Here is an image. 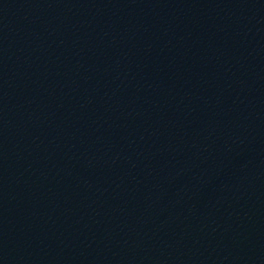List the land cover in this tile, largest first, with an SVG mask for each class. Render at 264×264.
Masks as SVG:
<instances>
[{"label":"water","instance_id":"95a60500","mask_svg":"<svg viewBox=\"0 0 264 264\" xmlns=\"http://www.w3.org/2000/svg\"><path fill=\"white\" fill-rule=\"evenodd\" d=\"M0 264H264V0H0Z\"/></svg>","mask_w":264,"mask_h":264}]
</instances>
